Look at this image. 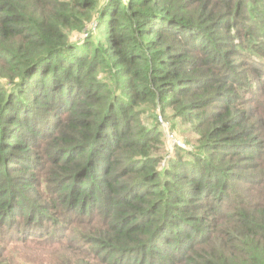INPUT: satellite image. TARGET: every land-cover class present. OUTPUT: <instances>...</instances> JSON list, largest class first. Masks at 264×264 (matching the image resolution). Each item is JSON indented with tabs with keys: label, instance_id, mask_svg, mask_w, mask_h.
I'll return each mask as SVG.
<instances>
[{
	"label": "trees",
	"instance_id": "16d2710c",
	"mask_svg": "<svg viewBox=\"0 0 264 264\" xmlns=\"http://www.w3.org/2000/svg\"><path fill=\"white\" fill-rule=\"evenodd\" d=\"M255 2L0 0V264H264Z\"/></svg>",
	"mask_w": 264,
	"mask_h": 264
},
{
	"label": "rangeland",
	"instance_id": "374dc122",
	"mask_svg": "<svg viewBox=\"0 0 264 264\" xmlns=\"http://www.w3.org/2000/svg\"><path fill=\"white\" fill-rule=\"evenodd\" d=\"M254 5L255 6H258L262 10L264 9V2H262V0H256V2L254 3ZM86 32H88V29H87ZM82 35H84V33H82ZM79 36H81V35L74 34V35L71 36V40H76L77 38H79ZM172 121L173 122H170L171 123L170 125H172V124L176 125L177 126L176 127L177 129L170 128L169 123H167L166 121H164L163 123H164V125H166L169 128V130H172L173 132L177 131L179 133V135L181 137L178 135L177 136V139L179 141H181V143L184 145V148L181 147L182 149H192V147H193L192 145H195V141L194 140L196 138V135L193 134V133H191V132L189 133L188 130H187L188 126L187 125H183L182 126L181 124H183V123L179 119L178 120H172ZM160 130H161V128H160ZM162 134L164 136L165 135V131L162 132ZM168 134H171V133H168ZM163 138H164L163 139V145H162V147L159 146V149L162 148L161 154H160L162 156V161H161V165H160L161 169L162 168H165L167 166L168 160L169 159H172L174 157V148H173V146L170 145L169 143H167V141L165 140L166 137H163ZM186 140L188 141V143H186ZM169 142H171V139L169 140ZM238 190H240L238 192V194H244V191L242 190V188L241 189L238 188ZM215 195H217V194H215ZM231 198H232L231 199V202H227V200H226L225 203L223 202L224 204L222 203L223 207L226 205V202H227V204H234V203L237 202V201H235L236 199L233 200V197H231ZM220 200H221V198L219 199V196L215 199L216 203H219ZM22 250L23 251H17L15 253V255L16 256H26L27 255V258H28L27 259V262L29 264H32L29 261H35L34 264H39V262H41V260L45 259L44 251L34 250V248H24ZM18 253H21V254H18ZM53 255H56V253H53ZM22 263H25V262H22ZM28 263H25V264H28Z\"/></svg>",
	"mask_w": 264,
	"mask_h": 264
},
{
	"label": "built area",
	"instance_id": "2783aa9c",
	"mask_svg": "<svg viewBox=\"0 0 264 264\" xmlns=\"http://www.w3.org/2000/svg\"><path fill=\"white\" fill-rule=\"evenodd\" d=\"M159 121L163 124V121H162L161 117H159ZM168 138H169V140L171 139V142L170 143L172 145H175V146H179V147L184 148V145L181 143V141H179L178 139H176L173 134H168Z\"/></svg>",
	"mask_w": 264,
	"mask_h": 264
}]
</instances>
